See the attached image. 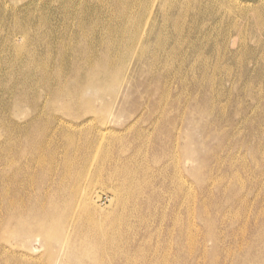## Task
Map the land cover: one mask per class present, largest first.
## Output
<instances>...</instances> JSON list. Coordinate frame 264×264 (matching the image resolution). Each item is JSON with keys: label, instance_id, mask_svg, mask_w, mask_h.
<instances>
[{"label": "rangeland", "instance_id": "obj_1", "mask_svg": "<svg viewBox=\"0 0 264 264\" xmlns=\"http://www.w3.org/2000/svg\"><path fill=\"white\" fill-rule=\"evenodd\" d=\"M131 1L0 0V264H264V0Z\"/></svg>", "mask_w": 264, "mask_h": 264}, {"label": "bare ground", "instance_id": "obj_2", "mask_svg": "<svg viewBox=\"0 0 264 264\" xmlns=\"http://www.w3.org/2000/svg\"><path fill=\"white\" fill-rule=\"evenodd\" d=\"M131 1V0H130ZM122 3H123V1H121ZM132 2V1H131ZM138 2V1H137ZM141 2V1H140ZM118 3V2H117ZM139 3V2H138ZM131 4V3H130ZM129 4V5H130ZM126 5H127V3H126ZM132 5H133V2H132ZM135 5V4H134ZM118 6V5H117ZM131 7V6H130ZM128 10H130V9H128ZM129 15H130V13H129ZM128 15V16H129ZM128 18H130V16L128 17ZM132 20V19H131ZM134 20V19H133ZM127 21H129V20H127ZM135 21V20H134ZM129 22H131V21H129ZM132 23V22H131ZM132 25V24H131ZM127 26H129V23H128V25ZM133 26V25H132ZM139 27V26H138ZM128 28V27H127ZM88 29V28H87ZM90 29V28H89ZM139 29V28H138ZM144 29V28H143ZM125 30H127V29H125ZM141 31V30H140ZM144 33V32H143ZM139 34V33H138ZM119 35V34H118ZM120 35H123V34H120ZM88 36H89V34H88ZM141 37V36H140ZM140 37L138 38V39H140ZM88 38V37H87ZM87 40V39H86ZM86 48V47H85ZM84 48V49H85ZM105 51V50H104ZM107 51V50H106ZM100 52V51H99ZM102 53H104V52H102ZM85 55V54H84ZM103 55V54H102ZM120 55V54H119ZM93 56V55H92ZM91 57V56H90ZM119 57H121V56H119ZM93 58H95V57H93ZM92 58V59H93ZM110 58V57H109ZM103 59V58H102ZM74 60V59H73ZM108 60V59H107ZM118 60H120V59H118ZM85 62V61H84ZM98 62V61H97ZM87 63V62H86ZM107 63V62H106ZM110 63V62H109ZM99 65V64H98ZM107 65H108V63H107ZM76 66V65H75ZM95 68V67H94ZM98 68V67H97ZM80 69V68H79ZM104 70V69H103ZM91 71V70H90ZM74 73V72H73ZM98 73V72H97ZM100 73V72H99ZM85 74H86V72H85ZM64 75V74H63ZM93 75V74H92ZM108 75V74H107ZM42 76V75H41ZM55 76H57V75H55ZM71 76V75H70ZM87 77V76H86ZM68 78V77H67ZM70 79V78H69ZM95 79H97L96 77H95ZM61 80V79H60ZM62 81V80H61ZM82 81V80H81ZM80 81V82H81ZM77 82V81H76ZM79 83V82H78ZM82 83V82H81ZM102 83V82H101ZM62 84V83H61ZM78 86V85H77ZM47 88V87H46ZM66 88H64V90H65ZM18 92V91H17ZM73 92V91H72ZM15 93V92H14ZM57 93V92H56ZM94 93V92H93ZM50 94V93H49ZM53 94V93H52ZM60 94V93H59ZM86 94V93H85ZM20 95V94H19ZM63 95V94H62ZM88 95H89V92H88ZM94 95V94H93ZM58 96V95H57ZM64 96V95H63ZM65 96H66V94H65ZM64 96V97H65ZM15 97H16V95H15ZM60 97H61V94H60ZM59 97V98H60ZM25 97H23V99H24ZM51 101V100H50ZM56 101H57V99H56ZM65 101H67V99H65ZM69 101H71V100H69ZM94 101H96V100H94ZM75 102V101H74ZM66 103V102H65ZM68 103H70V102H68ZM84 103V102H83ZM82 103V104H83ZM79 104V103H78ZM79 106V105H78ZM89 107H91V106H89ZM87 108V107H86ZM195 169V168H194ZM73 176V175H72ZM115 193V192H114ZM113 193V194H114ZM72 199V198H71ZM77 199V198H76ZM79 199V198H78ZM111 199H113V198H111ZM115 199V198H114ZM150 199V198H149ZM70 201V200H69ZM149 201V200H148ZM79 202V201H78ZM77 202V203H78ZM111 202V201H110ZM79 204V203H78ZM67 205V204H66ZM56 206V205H55ZM77 206V205H76ZM61 208V207H60ZM72 208V207H71ZM77 208H78V206H77ZM73 209H74V207H73ZM32 210V209H31ZM45 210V209H44ZM73 211V210H72ZM75 211H76V209H75ZM29 213H30V210L28 211ZM44 214H42L43 216L42 217H40V221H42V223L44 224V223H46V225H48V223L49 222H51L52 220L51 219H49V218H52L51 217V215H50V213H48V212H46V211H42ZM70 212V211H69ZM74 212V211H73ZM35 213V212H34ZM38 213H39V211H38ZM72 213V212H71ZM27 214V213H26ZM63 214V213H62ZM74 215V214H73ZM72 215V216H73ZM23 216H24V213H23ZM27 216V215H26ZM37 216V215H36ZM21 218V217H20ZM24 218V217H23ZM54 218V217H53ZM72 218V217H71ZM38 219H39V217H38ZM24 220V219H23ZM98 221V220H97ZM22 222V221H21ZM45 225V224H44ZM46 227V226H45ZM20 228H21V226H20ZM42 228V227H41ZM46 230V229H45ZM22 231V230H21ZM29 231V230H28ZM44 231V230H43ZM30 232V231H29ZM45 232V231H44ZM2 234H3V231L1 232ZM0 233V234H1ZM24 233V232H23ZM38 233V232H37ZM19 234V233H18ZM28 234V233H27ZM27 234H25V235H27ZM39 234V233H38ZM25 235H24V239H25ZM32 235L33 234H31V236H29V240H30V237H32ZM71 235V234H70ZM16 236V235H15ZM19 236V235H18ZM10 237V236H9ZM21 237H23V235L21 234ZM10 239H11V237H10ZM18 239H20V237H18ZM17 239V240H18ZM23 239V241H25ZM71 239H72V237H71ZM14 240V239H13ZM22 241V239L20 240V242L19 243H22V245H23V242H21ZM13 242V241H12ZM16 243V242H15ZM25 243V242H24ZM102 243V242H101ZM99 244V243H98ZM104 245V244H103ZM102 245V246H103ZM104 249V248H103ZM17 260V259H16ZM76 260V259H75ZM244 262V261H243Z\"/></svg>", "mask_w": 264, "mask_h": 264}]
</instances>
